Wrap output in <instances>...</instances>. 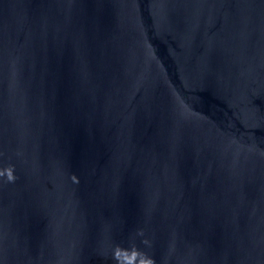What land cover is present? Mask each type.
<instances>
[{"label": "water", "instance_id": "obj_1", "mask_svg": "<svg viewBox=\"0 0 264 264\" xmlns=\"http://www.w3.org/2000/svg\"><path fill=\"white\" fill-rule=\"evenodd\" d=\"M148 260L264 264V0H0V264Z\"/></svg>", "mask_w": 264, "mask_h": 264}, {"label": "clouds", "instance_id": "obj_2", "mask_svg": "<svg viewBox=\"0 0 264 264\" xmlns=\"http://www.w3.org/2000/svg\"><path fill=\"white\" fill-rule=\"evenodd\" d=\"M7 171H8V180L13 181L15 179V177L12 175L11 170H7ZM140 235H143V233H140ZM142 243L147 244L148 241L144 240V241H142ZM133 258H135V251H133ZM142 264H152V261L148 260L146 262H142Z\"/></svg>", "mask_w": 264, "mask_h": 264}]
</instances>
